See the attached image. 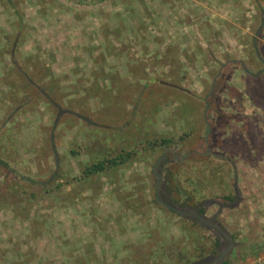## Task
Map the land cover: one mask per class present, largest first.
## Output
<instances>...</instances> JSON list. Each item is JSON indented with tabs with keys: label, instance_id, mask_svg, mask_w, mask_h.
I'll return each mask as SVG.
<instances>
[{
	"label": "rangeland",
	"instance_id": "374dc122",
	"mask_svg": "<svg viewBox=\"0 0 264 264\" xmlns=\"http://www.w3.org/2000/svg\"><path fill=\"white\" fill-rule=\"evenodd\" d=\"M263 12L0 0V264H264Z\"/></svg>",
	"mask_w": 264,
	"mask_h": 264
},
{
	"label": "trees",
	"instance_id": "16d2710c",
	"mask_svg": "<svg viewBox=\"0 0 264 264\" xmlns=\"http://www.w3.org/2000/svg\"><path fill=\"white\" fill-rule=\"evenodd\" d=\"M115 33H117V32H115ZM116 40H118V39H116ZM108 42H109V45L107 46L108 50H113V48H115L116 45H113L111 43L112 42L111 40H108ZM256 59H258V58L256 57ZM169 142H171V141H169V139H163L161 141V144L165 145ZM128 155H129V153H126V155L123 153H118L117 155H115L113 157L103 156V157L94 159L92 162L87 163L85 165V169L83 170V174L85 177H89L90 175L103 173L110 167H115L116 165L124 163L127 160ZM0 164L8 165V163L6 161H4L1 156H0ZM213 175H214V173H213ZM225 182H226L227 189H229L228 181L225 180ZM230 194L231 193L226 194V196L229 199H231L233 197V195L232 194L230 195ZM222 264H224V263H222Z\"/></svg>",
	"mask_w": 264,
	"mask_h": 264
},
{
	"label": "flooded vegetation",
	"instance_id": "af4514ba",
	"mask_svg": "<svg viewBox=\"0 0 264 264\" xmlns=\"http://www.w3.org/2000/svg\"><path fill=\"white\" fill-rule=\"evenodd\" d=\"M209 227V226H208ZM217 227V226H216ZM218 228V227H217ZM219 235L222 236L221 231H218ZM225 239L226 236H225ZM225 239H220V244L216 248L217 252L214 254H210L209 257L202 259L201 261L195 263V264H217L219 262L220 256L227 254V251L230 247V245L227 246V240L225 242Z\"/></svg>",
	"mask_w": 264,
	"mask_h": 264
},
{
	"label": "water",
	"instance_id": "95a60500",
	"mask_svg": "<svg viewBox=\"0 0 264 264\" xmlns=\"http://www.w3.org/2000/svg\"><path fill=\"white\" fill-rule=\"evenodd\" d=\"M263 16H264V12L262 13V22H261V26H260V28L258 29V31L256 32V34L253 36V42H255V38H256V36L259 34L260 30L262 29V27H263V25H264V18H263ZM257 74H258V73H257ZM63 112H64L63 110H60L59 115L62 114ZM77 115L80 116V117H82V118H84V119H86V120H88L89 122H91L87 117H85V116H83V115H81V114H79V113H77ZM222 258H224V255H221V256H220V259H222Z\"/></svg>",
	"mask_w": 264,
	"mask_h": 264
}]
</instances>
